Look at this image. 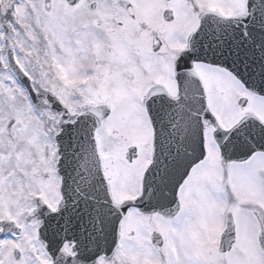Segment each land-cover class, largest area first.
<instances>
[{"label":"snow or ice","instance_id":"6c2138e0","mask_svg":"<svg viewBox=\"0 0 264 264\" xmlns=\"http://www.w3.org/2000/svg\"><path fill=\"white\" fill-rule=\"evenodd\" d=\"M0 264H264V0H0Z\"/></svg>","mask_w":264,"mask_h":264}]
</instances>
